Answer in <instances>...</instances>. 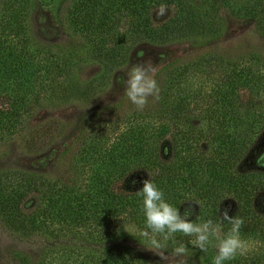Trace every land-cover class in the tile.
Returning <instances> with one entry per match:
<instances>
[{
	"label": "trees",
	"instance_id": "obj_1",
	"mask_svg": "<svg viewBox=\"0 0 264 264\" xmlns=\"http://www.w3.org/2000/svg\"><path fill=\"white\" fill-rule=\"evenodd\" d=\"M66 1L69 12H65L64 17L58 12L60 17L56 20L62 29L70 30V42L75 37L85 41L75 47L69 45L70 48L51 43L36 51L52 57L48 68H51L53 83L45 94L47 99L63 95L53 89L59 86L56 81L63 71L68 76L70 69L76 62L83 61L84 56L99 65L103 73L120 63H128V50L132 45L125 48L123 42L114 38L115 20L122 13L126 17V38L135 37V33L147 37L152 28H149L148 18L142 17L144 7L150 2H170ZM250 1L252 9L245 13L257 16L259 27L264 31V0ZM184 2L186 4L187 0ZM25 3L29 11L35 9L32 0H0V133L2 127L10 129L16 125L20 111L29 106L23 96L31 93L36 78V68L32 69L24 45L28 40L23 25ZM178 10L174 26L182 25L189 31L200 27L195 17L197 14L205 16L202 11L191 12L189 6ZM167 23L171 25L168 20L155 25L156 31L149 37H163L167 34L162 30L167 28L174 30ZM7 33L20 39V50L5 43ZM164 42L158 38L149 43L163 45ZM54 46L57 50L53 52L62 57L56 61L52 60L50 50ZM255 55L240 60L202 52L176 66L175 59L166 60L155 74L160 87L158 101L149 97L148 106L139 111L124 92L120 102L125 100L124 105L130 110H123V105L114 114L112 111L117 105L111 104L107 106L110 110L107 113L112 116L88 118L75 126L71 140L58 156L66 154L80 159L101 154L100 157L109 161L88 168L101 172H92L83 188L78 187V178L47 179L15 166L0 167V233L18 243L29 244L31 235L39 234H44L42 239L46 240H39L37 253L10 248L11 252L0 259V264H51L53 253L60 258L81 257L80 262L84 264H178V258L171 255V243L167 255L171 261L164 262L155 259L153 251L124 229L126 225L145 227L143 197L138 195L145 179L162 189L167 202L181 213H191L192 222L211 219L221 223L227 231L230 225L222 217V210L227 208L229 216L244 219L240 230L242 238L256 235L264 240V204L260 198L257 200V193L264 189V172L247 169L237 176L232 172L233 165L245 159L253 136L264 131V59ZM214 67L222 70L221 79L207 89L182 80L184 72H202ZM261 67L263 70H259ZM69 78L68 86L74 88L76 83ZM94 89L88 84V88L77 92L78 97L85 99ZM202 101L205 104L202 105ZM191 117L198 119L192 121ZM166 144L173 149L168 158L162 151ZM103 164L104 167L98 169ZM134 173H145L148 177L133 183L130 176ZM30 194L41 205L26 208ZM226 194H231L234 201L223 203L221 199ZM51 222L57 224L56 232L48 228ZM191 239L193 237L176 235L177 242L185 243L191 252L183 258L185 264H213L216 249L209 246L207 251H201L190 243ZM225 264H264V251L237 255Z\"/></svg>",
	"mask_w": 264,
	"mask_h": 264
},
{
	"label": "rangeland",
	"instance_id": "obj_2",
	"mask_svg": "<svg viewBox=\"0 0 264 264\" xmlns=\"http://www.w3.org/2000/svg\"><path fill=\"white\" fill-rule=\"evenodd\" d=\"M32 1L33 6H35L33 11H29L28 4L25 3L23 6L26 8L23 25L28 35V40L24 42V45L29 52L28 58L32 69H37H35L36 78L30 90L31 93H26L23 96L25 104H29V106L20 111L21 113L15 119L16 125H13L10 129L2 127L3 130L0 133V167L15 166L21 170L32 171L36 176L38 174L42 175L47 179H53L55 176L64 179V181L78 178L79 188L86 186L84 184L85 182L88 183L92 172L98 174L101 172L94 168L91 171L88 170L89 167H92V164L100 165L103 161H107V163L109 161L100 157L101 154L79 159V157L74 158L66 154L58 156V153L71 140L75 126L80 125L88 118L110 117L112 114L107 113L110 111L107 106L116 104V109L112 111L115 114L125 104V100L120 102V97L125 92V87L121 81L126 79V72L131 67L137 63L150 62L158 69L164 61L169 59H175L174 65L176 66L188 62V60L193 59L202 52H210L225 58L240 60H245V57L250 54H256L264 59V31L259 27L256 20L257 16L253 17L245 13V11L252 9L250 0H187L186 4L184 0H170L169 3L150 2L144 7V15L142 16L148 18L149 28H152V30H149L147 37L135 33V37L129 36L126 38L125 32L128 26L126 27L127 19L123 16V13L112 25L114 38L119 39L118 42H123L125 48L132 45L128 50V63H120L110 71L107 70L108 73H103L98 68L99 65L93 64L91 60L87 59V56H84L83 61L76 62L77 64L72 70L70 69L68 75L75 81L76 86L74 88L68 86V76L63 71L59 80L56 81L59 86L53 88L63 95L47 99L45 94L49 84L53 83L52 73L49 71L51 68H48L52 57L46 54H38L36 51L47 48V45L49 46L51 43L64 45L67 48H70L69 45L75 47V45L83 44L85 39L75 37L71 40L73 42H70L71 37L68 36L70 30L62 29L56 20L60 17L58 12L63 17L64 14L69 12L67 11L68 1L61 0L63 2L61 4L59 3L60 0ZM181 6H189L191 12L202 11L205 14V16L197 14L195 17L201 24H198L199 28L194 27L189 31L182 25L174 26L177 14L180 13L178 8ZM167 20L171 23V25L168 23L167 25H170V28L174 30L168 28L162 30L167 35L158 37L166 42L163 45H150V41L158 39L157 37H152V39L149 37L156 31L155 25L160 26V23L163 24ZM146 29L148 28L146 27ZM109 40L108 44L111 43L112 37ZM19 42H21L19 38L8 33L5 35V43L11 47L16 46L14 47L15 50H20ZM50 50H52L54 56L52 60L56 61L62 58L59 53L53 52L57 50V47L54 46ZM259 70H263L262 67ZM221 72L222 70L220 71L216 67L207 71L202 69V72H184L185 75H183L182 80L186 83L200 84L204 89H207L221 79ZM88 84L92 88L95 87L93 94L85 99H80L77 92L81 88H88ZM27 95H30V99H27ZM203 104L205 102L202 101ZM123 110L128 111L130 109L126 106ZM197 119V117H193L190 120L196 121ZM119 128L120 126H118ZM249 147L245 159L233 165L232 172L234 176L247 169L264 172V162L261 161L264 160L262 158L264 152L263 130L253 136V141ZM252 147L256 148L252 150ZM162 151L164 156L168 158L173 149L166 144L165 147H162ZM258 160L260 163H258ZM103 167L104 164L98 166V169ZM141 174L145 173L132 174L130 180L137 182L148 177L147 174ZM257 196V200L260 198V202L264 204L263 188L257 193ZM232 198L231 194H226L221 201L223 203L233 202ZM38 204L40 202L32 194L27 197L26 208L32 209L33 206ZM254 204L256 207L259 206L255 202ZM48 228L56 232L58 226L55 222H51ZM44 236V234L31 235V243L26 244L15 242L11 237H5L0 233V259L3 256L5 257L9 251L11 252L10 248L13 247L21 248L22 251L27 250L28 252L37 253L39 240L46 241L42 239ZM242 239L249 246L247 255H251V252L258 251L260 253V251H264V240L262 238L254 235V237ZM56 254L53 253L50 256L54 259L51 264H84L80 262L81 257L76 258L74 255H69L60 258ZM156 258L160 259L157 255ZM59 259H61V263ZM163 261L170 262L171 258L167 256V259Z\"/></svg>",
	"mask_w": 264,
	"mask_h": 264
},
{
	"label": "clouds",
	"instance_id": "obj_3",
	"mask_svg": "<svg viewBox=\"0 0 264 264\" xmlns=\"http://www.w3.org/2000/svg\"><path fill=\"white\" fill-rule=\"evenodd\" d=\"M156 72L157 69L150 62L137 63L126 72V79L121 81L125 87V94L139 111L148 106L149 97L154 102L160 98V87L155 79ZM138 195L143 197L145 227L140 229L134 225H126L124 229L137 237L162 261L167 259L170 243L171 255L178 258V264H185L183 258L191 255L185 243L177 242V234L193 237L190 243L201 251H207L209 246L214 247L216 255L213 264H225L226 261L235 259L237 255L243 256L248 253L249 246L240 235L244 219L229 216L227 208L222 210V217L230 227L224 231L221 223H215L211 219L201 223L192 222L189 219L191 213L187 211L181 213L167 202L164 191L148 179L143 181Z\"/></svg>",
	"mask_w": 264,
	"mask_h": 264
}]
</instances>
